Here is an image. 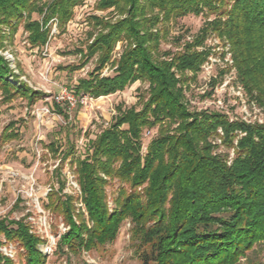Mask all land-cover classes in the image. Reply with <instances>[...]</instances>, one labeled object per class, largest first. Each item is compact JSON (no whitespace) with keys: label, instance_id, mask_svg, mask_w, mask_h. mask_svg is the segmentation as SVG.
<instances>
[{"label":"trees","instance_id":"trees-1","mask_svg":"<svg viewBox=\"0 0 264 264\" xmlns=\"http://www.w3.org/2000/svg\"><path fill=\"white\" fill-rule=\"evenodd\" d=\"M82 2L0 0V49L4 28L13 35L20 22L33 46L45 45L50 21L56 19L64 28ZM96 8H113L117 16L90 17L93 30L80 52L85 63L96 57V66L78 80L74 92L98 98L137 80L149 87L140 94V108L117 106L118 114L90 140L85 157L76 155L70 139L63 150L54 142L48 145L63 162L70 158L81 190L80 196L64 193L67 181L62 179L47 195V208L69 226L59 248L77 253L112 242L130 219L141 264H237L248 258L264 242V124L233 120L215 109L191 110L185 91L210 54L198 47L215 34L229 44L237 85L264 112V0H98ZM33 13L41 19H33ZM188 14L207 20L181 50L162 51L171 24ZM181 39L177 37L178 43ZM121 40L127 45L112 62L114 74L101 75ZM10 76L19 79L0 55L5 100L20 95L33 105L44 94L24 81H10ZM54 105L58 114L68 116L61 104ZM156 127L143 152L146 130ZM8 128L5 139L18 136ZM217 137L220 145L214 143ZM222 147L229 151H220ZM114 180L120 186L110 209L107 187ZM78 199L87 217L77 207ZM1 235L25 249V264H46L48 257L40 250L44 239L23 219L0 218ZM0 264L16 263L0 252Z\"/></svg>","mask_w":264,"mask_h":264},{"label":"rangeland","instance_id":"rangeland-1","mask_svg":"<svg viewBox=\"0 0 264 264\" xmlns=\"http://www.w3.org/2000/svg\"><path fill=\"white\" fill-rule=\"evenodd\" d=\"M97 1L83 0L74 8L73 18L64 28H60L57 20L52 19L50 38L42 46H33L30 43L24 22H20L13 35L12 30L4 28L6 38L0 55L8 61L12 71L19 75V79L10 76V81L16 84L24 81L32 89L42 91L44 94L31 105L28 99L20 95L5 100L0 89V218L23 219L30 230H34L32 233L44 239L40 244V250L41 247L52 246V250L46 254L48 257L46 264H141L138 242L132 236L130 219L123 222L114 241L89 251L83 249L77 253H70L66 247L61 250L58 246L61 235L69 226L65 224L61 215L53 213L46 206L50 188H59V181L62 179L67 181L64 193L75 196L81 194L70 158L63 162L61 155H55L48 145L54 142L63 150L68 147L70 139L76 145V155L85 157L90 140L118 114L117 106L121 104L123 108H127L137 105L140 108L138 104L140 94L149 87L148 82L137 80L124 90L102 98L101 96L94 98L87 94L77 95L74 92L78 80L88 77V73L96 66V57L85 63L80 52V49L85 48L89 31L93 30L90 17L116 15L112 12L113 8L97 9ZM33 19H41V16L33 13ZM206 20V16L194 14L179 18L171 24V32L168 38L162 41L161 50H181V45L187 40H192ZM178 36L182 37L180 43L177 40ZM126 43L127 41L121 40L116 44L111 63L102 69L101 75L114 74L116 67L112 66V62L121 56ZM215 44L217 41L213 40L210 46L214 47ZM198 49L207 50L208 53L212 50L207 48L205 43ZM214 49L217 61L211 73L206 70L199 71L197 79L190 81L189 87L186 88L189 108L215 109L226 113L233 120L264 124L262 109L250 104L244 89L238 92L236 69L219 60L221 48ZM81 64L79 69L70 70L72 66ZM223 69L228 70L223 77L218 76ZM189 74L191 75L190 72ZM214 79H217L215 85L212 84ZM226 82L228 84L224 86ZM62 89H67L70 95H74L72 99L74 104L66 101L70 100L68 95H65V102L61 104L67 117L55 111L54 99ZM219 100L222 104L218 102ZM7 127L8 132L14 130L18 132V136L5 139L2 135ZM151 130V135L144 136L143 152H146L149 141L158 132L157 127ZM222 149L229 151L225 147ZM57 169L60 170L59 173ZM119 186V181L114 180L107 187L110 209L114 207V197ZM76 205L87 217L88 213L81 199L76 201ZM3 238L6 237L1 235L2 242ZM12 243L16 248V255L12 259L16 264H25V249L18 242ZM237 264H264V242L256 244L249 252V257H242Z\"/></svg>","mask_w":264,"mask_h":264},{"label":"built area","instance_id":"built-area-1","mask_svg":"<svg viewBox=\"0 0 264 264\" xmlns=\"http://www.w3.org/2000/svg\"><path fill=\"white\" fill-rule=\"evenodd\" d=\"M212 39V40H211ZM217 41V44L214 45V47H218L219 49L221 48L222 49V52L219 53V60L222 61V62H226V64H229L232 65L233 64V60H232V53L230 51V47H229V44H225L223 42V40H221L220 37H218L217 35L215 34H212L210 35L205 44H207V48H212L207 60L203 63L202 67H201V72H203L204 70H206L209 74L211 73V69H213V66L215 65V62L217 61V58L215 57V53H214V47H211L210 44L212 41ZM222 43V47H220V44ZM228 83L226 82V84L224 86H226ZM226 87H224L223 89L225 90ZM236 88L238 90V92L240 93L241 90H243L244 88L242 87V85H236ZM219 90V89H218ZM65 95H68V98L70 100H66L68 101L69 103H72L74 104V102L72 101L74 95H70L68 92H67V89H62L61 90V93L58 94L56 97H55V102L58 103V104H62L64 103L65 99H66V96ZM241 96H243V94H241ZM220 104H222V101L219 100L218 101ZM254 106L256 104H253ZM49 111V109H48ZM219 133L220 134H223V131L221 128L218 129ZM152 133V130H146L145 132V135L146 136H149L151 135ZM214 143H217V144H221L222 143V139L220 137H217L216 140L214 141ZM223 149L221 148L220 151H222ZM234 155V152L232 151L231 152V157ZM76 185V184H75ZM52 188H50L51 190ZM31 218V217H29ZM31 231H34V230H31ZM52 250V246H45V247H41V251L44 252L45 254H47L48 252H50ZM0 251L2 252V254H4L5 256L9 257V258H14L15 255H16V248H15V245L8 241L6 238H3V242H2V245L0 247Z\"/></svg>","mask_w":264,"mask_h":264},{"label":"crops","instance_id":"crops-1","mask_svg":"<svg viewBox=\"0 0 264 264\" xmlns=\"http://www.w3.org/2000/svg\"><path fill=\"white\" fill-rule=\"evenodd\" d=\"M104 97V96H101V98Z\"/></svg>","mask_w":264,"mask_h":264}]
</instances>
